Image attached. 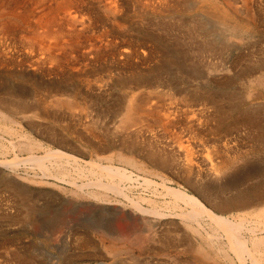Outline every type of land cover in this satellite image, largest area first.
<instances>
[{
    "label": "bare ground",
    "instance_id": "obj_1",
    "mask_svg": "<svg viewBox=\"0 0 264 264\" xmlns=\"http://www.w3.org/2000/svg\"><path fill=\"white\" fill-rule=\"evenodd\" d=\"M0 1H3V2H1L2 4L0 3L1 4L0 9L4 8L5 7L4 5H6L7 6V10H8L7 11V14H9V15L12 16L11 17L12 19H10V20H8L9 18L7 20L5 19L6 21H4V22H2L0 24V30H2V34L4 33V34H7V35L12 36L14 32L18 31V29L20 28L18 22L20 20H22V21L24 20V17H25L24 15L26 13L29 15V17L35 18V22L36 23L39 22V25H41V26H38L37 25L38 26L37 29L34 27L32 29V31L36 32V30L42 29V30H40L42 33L41 34H36V35L32 36V40L30 38H28V39L31 40V43H30L31 47H34L35 46V47L40 48V50L42 51V53L39 52L38 51V48H37L38 53L41 54L40 55V58L43 55L44 56V59H45V60L42 59L43 57L41 59L40 58H37L36 63L37 62H40L41 60L44 63H45V61H48L51 64L54 63V65L52 64L53 66L56 65L57 68L59 67L58 69H56V68L54 69V67L51 66L55 71L59 70L60 68L67 67L68 68V71H74L75 74H77V75H83L85 73V71L89 70L86 66L89 63H91L92 60L99 59L100 56L101 57L104 56V58H106L107 55H106V52L105 51H107V47H110V45H112V44L115 43L114 42V39L112 38L113 36L112 37L110 36V34H111L110 32L114 29V24H115V15H116L115 13H116L117 8H118V4L116 3V0H107V1H104L103 0L104 3L102 2V0H95V4L94 5H93V1L92 0H7V3L4 2V0H0ZM26 1H28L27 2V5L28 4L31 5V6L28 5L29 7L27 6V8L25 7L28 12L25 11L26 12L25 14H24V12H22L23 15L22 14L20 15L19 12L18 13H15L16 10H14V9L17 8L16 6L18 4L20 5L21 2L24 4V2L26 3ZM260 1H259V3H261ZM159 2H160V0H159ZM242 2H243V0H242ZM225 3H228L229 4L228 1L225 2ZM232 3L229 4L228 6L229 7L231 6V8L234 9L232 7ZM249 3H251V1L250 2L248 1V4ZM142 4H143V2H142ZM175 4H177V2ZM175 4H173V5H175ZM254 4H255V2H254ZM178 5H176V6H178ZM184 5H186V4H184ZM156 6L158 8H160V9H164V7L166 8V5L164 3L162 4V2H161V5L159 3ZM156 6H155V8H156ZM204 6H206V5H204ZM21 7H23V6H21ZM254 7L255 6H253V8ZM262 7H264V6H262ZM58 8L61 9V14H58L55 17L54 16H51L48 19H43V20H40L39 21L38 15H39L40 12H41V15H42V12L43 13L44 12H47V13H50L51 12L52 13V10L53 9L56 10V11H59ZM179 8H181V7L179 6ZM224 8H226V7H224ZM248 8H250V7L248 6ZM183 9H185V7ZM169 10L171 11V9H169ZM252 10H249V11H252ZM1 11L3 12V10H1ZM22 11H24V10H22ZM53 12H55V11H53ZM0 14H1V12H0ZM151 14H153V13H151ZM105 15H108V17H109V25L111 26V28H109L108 26H106V23H104V22L101 21V18L103 16H105ZM232 15H234V14H232ZM2 16H3V14H2ZM6 16H8V15H6ZM260 16H262V15H260ZM188 17H190V16H188ZM203 17H205V16H203ZM176 18L178 19V17H176ZM182 18L180 20H182ZM122 19H124V18H122ZM174 19H173V21H174ZM197 19H195V20H197ZM258 19H259V17H258ZM184 21L185 20H183L182 22H184ZM199 21H196V22L198 23ZM252 21L254 22V20H252ZM23 22H25V24H26V18H25V21H23ZM30 22L31 23L33 22L34 23V20H32V19L30 20L29 19V21L27 23L30 24ZM175 22H173V23H175ZM177 22H178V20H177ZM213 22H215L216 25L223 26V27L226 26V23H227L226 20L223 17H220V16H217L216 20L213 21ZM152 23H151V25L149 23V25L152 26L154 24V23L153 24ZM185 23H186V21H185ZM244 23H245V21H244ZM263 23H264V21H263ZM159 24L161 25V23H159ZM192 24L194 25V23H192ZM192 24H188V25L191 26ZM169 25H171V24H169ZM227 25H228V23H227ZM185 26H187V25H185ZM199 26H202V25H199ZM261 26L263 27L264 25H261ZM145 27H147V26H145ZM174 27H175V24H174ZM245 27H247V26H245ZM158 28L156 27V29H158ZM169 28H167V29H169ZM25 29L23 28V30L25 31V35H27L26 32L31 31V29L28 30V31L25 30ZM186 29H185V31L183 33H186ZM194 29L196 30L197 28H194ZM122 30H123V28H122ZM159 30H160V28L158 29V31ZM181 30H183V29H181ZM193 30H191V31L193 32ZM195 30H194V32H195V35L197 36V34H196L197 30L196 31ZM154 32H155V30H154ZM176 32H178V31H176ZM192 32L189 33V34H192V36H193L194 33H192ZM162 33H163V31H162ZM167 33H169V32H167ZM173 33H175V32H173ZM210 34H211V32H210ZM0 35H1V33H0ZM19 35L21 36V33H19ZM22 36H24V34ZM180 36H181V34H180ZM194 36H193V38H195ZM12 37H14V36H12ZM27 37H30V36L28 35ZM4 38H5V35H4L3 39ZM47 38L49 40H46ZM149 38H150V36L148 37V39ZM181 38H182V41H183L184 40L183 39V36ZM7 39L8 38H6V40ZM15 39H17V37ZM20 39H18V40H20ZM186 39H190V38L187 37ZM9 40L10 41H13V40H11V38H9ZM18 40L15 43H17ZM135 40H136V38H135ZM237 40H238V38H237ZM22 41H23V39H22ZM124 41H125V39H124ZM190 41H191V39H190ZM197 41H198V39H197ZM199 41H202V40H199ZM203 41H207V39L206 40H203ZM209 41L210 40H208V42ZM172 42H174V41H172ZM195 42L196 41H194L193 43H195ZM263 42L264 41L262 39V43ZM23 43H25V41H23ZM27 43H29V42H27ZM262 43H259V44H262ZM4 44H5V41H4L3 44L0 43V68L5 66L1 61L3 59L5 60V58H8V57L12 56V55L7 56V50H9V46L7 47ZM11 44H12V42H11ZM20 44L21 43L19 41V44L18 45H20ZM127 44L128 43L124 44V46L125 45L126 46L125 47L122 46L123 48L117 47L118 50H119L118 51V55L120 57V60L121 59L122 60H126V63H127V60H129V59L130 60L133 59L135 61H140L142 59V61H144V59L145 60L146 59L148 60L151 57V51L152 50L149 51L147 49V50L138 51V52L141 53V54H138V52L134 48L127 47ZM174 44H175V42H174ZM200 44H202V43H200ZM206 44H207V42H206ZM27 45H29V44H27ZM27 45L25 47H27ZM142 45H144V44L142 43ZM182 45H184L183 42H182ZM199 45H196V46H199ZM233 45H235V44H233ZM263 45H264V43H263ZM11 46L13 47V45H11ZM132 46H135V45H132ZM180 46H181V43H180ZM201 46H199V48L198 47L197 48L195 47L197 49V51L195 50V53H194V51L192 53H194L197 56H200L201 57L204 54L203 51L206 48V46L205 47H201ZM14 47H15V45H14ZM188 47H191V45L188 46ZM212 47H214V46H212ZM219 47L222 48V46H219ZM249 47H251V46H249ZM27 48H29V47H27ZM185 48L188 49L187 47H185ZM223 48H226V46L223 47ZM223 48H222V50H223ZM22 49H24V48L22 47ZM143 49H146V48H143ZM249 49L250 48H248V50ZM32 50L33 49L31 48V51ZM56 50H59V51H64L65 50V51H64V53L62 52V54H58V52ZM108 50H110V49L108 48ZM191 50H192V48H191ZM259 50H261V49H259ZM18 51H20V49ZM54 51H56V52H54ZM8 52H10V51H8ZM20 52H23V51H20ZM27 52H29V50H27ZM212 52H210V54ZM223 52H224V50H223ZM38 53H36V54H38ZM113 53L116 54L117 52H113ZM162 53H163V56H164L165 61H166L167 64H171L178 71H182V72L185 71V70L183 71V69H184V62H181L180 60H178L177 57L174 54H170V53L168 54V53H166V49H165V51L162 50ZM248 53H249V51H248ZM36 54H34V55H36ZM253 54H255V53H253ZM31 55H32V53H31ZM215 55L216 54H214L212 56H215ZM220 55L221 54H219V57H215L214 62L212 61L213 63H209V61L212 60V59H210L208 62L206 61L207 62L206 64L204 63L205 66L201 69V76L200 77L197 76V75H192V76H194L195 78H198V79H201V78L204 79L205 78L206 81L209 83V81L212 80V79L209 78V76H217V75L220 76L221 74L228 73V72L232 71L233 68H232V70H230L228 68L230 66H226V64H227L226 63V60L224 58H221ZM241 55H242V52H241ZM108 56H110V54H108ZM228 56H229V54H228ZM25 58H27V57H25ZM157 58H158V56H157ZM209 58H210V56H209ZM11 59H13V57H11ZM154 59H155V57H154ZM231 59H233V58H231ZM245 59H247V58H245ZM19 60H21V59H19ZM19 60H17V61H19ZM28 60H30V58H28ZM106 60H107V58H106ZM155 60H157V59H155ZM200 60H202V59H200ZM96 61H97V65H99L98 64V60H96ZM149 61H151V60H149ZM251 61H253V60H251ZM31 62H32V60H31ZM48 62H46V63H48ZM67 62H68V65H67ZM106 62H108V61H106ZM159 62H161V61H159ZM200 62L201 61H199V63ZM242 62H243V60H242ZM12 63H13V61H12ZM12 63L9 62L10 65ZM246 63H247V61H246ZM7 64H8V62H7ZM82 64H84V66ZM238 64L239 63H237V65ZM261 64L260 63H258L257 65L254 64V66H252V67L249 66V64L248 65L246 64L247 66H249L248 69L247 70L242 69L239 73L238 72H234L233 75H232V78H235V77H237L240 74H243V75L249 77V79L247 80V82L249 84H254L255 83L257 85H262L264 83V72H262L259 76H257L258 74L255 75L256 78H254V80L250 79L251 77L253 78V75L256 73L257 69L258 68L260 69ZM21 65H23V64H19V67ZM34 65H32V66H34ZM100 65H101V63H100ZM133 65H134V63H133ZM136 65H137V63H136ZM153 65H154V62H153ZM234 65H236V64H234ZM40 66H41V63H40ZM163 66H164V64H163ZM163 66H161V67H163ZM5 67H7V66H5ZM51 67H49V69ZM84 67H86L87 69L84 68ZM94 67H96V66H94ZM111 67H113V66H110V69H111ZM128 67H126V68H128ZM20 68H18V69H20ZM33 68H35V67H33ZM33 68L31 67V70ZM41 68L43 69V66H41ZM52 68H51V70H53ZM139 68L140 67H138V69ZM261 68H263V67H261ZM22 69H23V67H22ZM27 69H28V67H27ZM95 69H97V68H95ZM113 69H114V67H113ZM234 69H237V68H234ZM65 70H66V68H65ZM98 70H99V68H98ZM134 70H132V71H134ZM165 70H166V68H165ZM43 71H42V73H43ZM46 71H49L48 68L46 69ZM60 71L62 72L63 70H59V72ZM26 72H28V71H26ZM57 72H55V74ZM59 72L57 74H59ZM95 72H96V70H95ZM128 72H130V71H128ZM128 72H127V74H128ZM145 72H146V70H145ZM34 73H36V72H34ZM159 73H160V71H158V73H156V74L154 73V75H151V78H149L147 76V79L146 80H145V77H144L145 74H144L143 76H140L136 80L137 82L135 84V87L131 88L130 94L126 98H123V99L120 100L121 102L123 101L122 102L123 105L120 104L121 107H122V109H123L122 110L123 113H122V115H120L121 117L119 116L120 117L119 120H117V121H115L113 123L114 130H115V131L114 130L113 131H114V134L117 135L116 136L117 142L115 140H108V141L105 140L104 141L105 142L104 143V146L102 144V146H103L102 149L101 148L100 149H95V151L101 150V151L104 152V151H108L107 149L118 148L119 152L117 153V157H116L117 160L119 162L122 161V162L126 163L129 167H131V169L133 171H126V169L119 168L120 166L119 167L113 166L112 165L113 159L111 157H104V156L101 157V156H99L100 154L99 155L94 154V157H95L94 160H91L89 162L88 161L87 162H84V164H87L88 166H90V168H88L87 170H85L86 168L83 169L80 165H78V162L82 161V159L78 158L77 156L69 155L65 151H62L61 149L59 150V149H51L50 148V149L45 150L44 154L43 155H40V156L34 154V152L32 151L33 143H30V142H28L27 144H25L21 148V151H25L26 152V154H27V156L25 155L26 157H24V156L23 157H19L18 156L19 153L17 155H14L13 156V154H14L13 153L12 154L13 158H11L10 160H7V158H8L7 157L5 160L0 161V164L1 165H4L5 167H7L9 169H13L14 168L13 170H15V167H17L19 165H24L25 166L28 163V165H30V166L37 167L42 172V175L43 176L49 175L50 178L52 177L55 180L58 179V181L61 180L62 182L65 181V183H67V182H66V179H64L63 176L65 175V172L68 171V170L65 171V169H66L65 166H71V172L73 171L75 173V175H74V177L69 176L70 179H68L67 181H68V184L69 185H72V186H74L76 188L75 189L76 191H74V192H71L70 191L73 195L84 194L85 196L92 197L95 200L101 201L102 203L104 201H107L108 203H111V202H109V199L110 198H109L107 192L113 193L114 195L117 196V198H119V197L120 198H124V200L127 201L128 205L133 210H135V212L138 214V218L137 219H134L133 221H136L137 220L139 226L137 225L138 228H136V229L134 228L135 230L133 231L132 235H130L131 236L130 239H129V237H124V235L123 236H120L119 234H117V232H115V230L112 229V227L109 226L110 229H108L107 231H105L106 232L105 234L107 235V236L106 235L105 236H106V238L109 241L107 243L108 245L106 244L107 245L106 248H108L109 250H111V253H113L114 255H119V254H122V253H125L126 252V254L127 253L131 254L133 259L136 258V255L134 254V252L135 251H137V252L139 251V253H140V252H142L144 250V248L147 249L149 247V244L151 242L155 241V238L159 235V233H158L159 231L158 230L161 229V228H163L165 226L167 230H166V233L163 234V235L165 237L166 236L169 237L171 240H174V243H170V241H169L168 242V245L170 244L171 245L170 248H172L173 251H174V256L176 258L175 260H177V259L180 260L179 257L182 256V255H185V256L186 255H190V256L194 257L196 260H202V261H204V260H214L215 257H225L230 262V264H264V174H262L263 173V169L260 170V171L257 169L255 171L256 173L255 172L252 173V169H254V168L252 167V164H249L248 163V161L247 162H244L243 161L244 164H242L240 166L241 168L240 167H237L235 165L236 163H238L240 161L238 159H240L241 157L244 156V154H246V151H242L239 148V144H241L240 143L241 141H239V143H238V139H240L237 136L238 135V132H237L236 136L235 135H232L230 132H227V131L222 136L221 135L220 136L216 135V133L217 132L219 133V130L224 127V125H225L224 123H225V121L229 117V114H228L229 113V110L230 111H233L235 109H238L240 107V105L241 106L243 105V107H244L245 106L244 105L245 102H247L246 100H249L250 101V97H253V96H255V97L258 98L259 97V94H261V93H259L258 95H254L253 94L254 92L253 93H248L247 95L245 94L246 95L245 97H241L240 96L241 97L240 98L238 96L237 97L234 96V94L233 95L224 96L225 95V92L224 91H220V90L214 89V90H207V91L203 92L202 94H200V96L202 95V99L204 100L203 102L199 101L201 103H198V101H196L193 104L191 102L189 103L188 100L186 101V100H183V99L176 101V100H174V98L172 96V94H173L172 93L173 92L172 91L173 90L172 84L169 83V81L168 82L166 81V83H165L162 80L163 78L160 77V74ZM72 74H73V72H72ZM75 74H74V76H75ZM186 74H187V72H186ZM10 75L12 76V74H10ZM60 75H62V74H60ZM67 75H69V74H67ZM121 75H123V74H121ZM34 76H35V74H34ZM46 76H47V73H46ZM50 76L51 75H49L46 78L48 79ZM104 76H106V75H104ZM125 76H127V75H125ZM176 76H178V75H176ZM30 77H33V76H30ZM107 77L110 78L111 76L108 74ZM52 78L53 77H51V81H52ZM100 78L101 77H99V78L95 77L94 82H91V81L88 82V83L85 82L86 84H82V85H85L84 87L82 86L83 89L80 87L81 89L79 91H77L76 93L74 92V91H76V89L74 91H72L70 89L71 92L69 91V89L66 90V92H65L64 91L65 89H64L62 91V93H63L62 95L64 97L63 98H60V99H58V98H55L54 99L53 98L54 96L51 97L54 100L52 99L53 102H51L50 105L54 109H57L58 111L59 110L64 111L62 108L66 109L68 112H71L72 113V117L73 118L74 117H78V115H76V113L86 112L90 106L92 107V105H95V104L98 103L97 102L95 104H92L93 103L92 101L90 103L89 102L90 100L88 101V99H89L88 98L89 97L88 95L89 94H95V95H102L103 94L104 95L105 88H104V85L101 82L102 81V78L101 79ZM22 79H23V77H22ZM165 79H167V78H165ZM168 79H169V77H168ZM89 80H90V78H89ZM125 80L127 81V79H125ZM229 80L230 79H228L226 81H229ZM212 81L214 82V80H212ZM218 81H219V79H218ZM218 81H217V83H218ZM21 82H23V81H21ZM106 83H108V82H106ZM106 83L104 82L105 85H106ZM66 84H68V83H66ZM74 84H76V82ZM200 84H202V83H200ZM184 85H186V84H184ZM195 85H197V84H195ZM114 86H115V84H114ZM71 87H72V85H71ZM62 88H63V86H62ZM203 88H205V86ZM212 89H213V87H212ZM237 89H239V88H237ZM7 90L8 89L5 88V87H3V86H1V88H0V119H2L4 121V123L0 126V128L1 127L2 128L4 127L5 130H8L9 132H11V130L12 131L14 130V129L11 128V125H14L15 124V125L20 126V123L17 122L15 120V118L17 119V118L20 117L21 119L25 120V119H28L29 118V115L38 116L39 115V111H40L39 105L41 103H39L40 100H35L33 98V97H35V93H32V96H31L30 94L23 93V91L22 92L21 91H18L15 88H11L8 91ZM50 92H51V90H50ZM108 92H106V93H108ZM256 92H258V91H256ZM217 93L220 96H218ZM36 94H37V92H36ZM222 94H223V98L221 97ZM251 94H253V95H251ZM112 95H113V93H112ZM43 97H47V96H44L43 95ZM220 97H221V100L223 99V100H226V102H229V104H230L229 106L231 108H226V110L223 111L222 110L223 109L222 106L220 107L219 104H218V102L220 100ZM118 99H120V98H118ZM187 99H189V97H187ZM91 100H93V99L91 98ZM251 100H253V98ZM98 101H99V97H98ZM79 106L81 107V109H80ZM102 106H103V108L102 107H97L96 105H95V107L94 106L92 108L90 107V110H88V111H90L89 114H92L93 111H94V113H95L94 115H96V117H98V118H100V117L103 118L106 115L109 116V114L114 115V116H111L110 115L111 116V117L109 116L110 118H115V116H117L118 113L121 114L120 112L115 113V109H116L115 106L116 105L115 106L112 105L115 108L114 107H111L110 104H103ZM118 108L119 107L117 106V109ZM263 109H264L263 102L261 104H259V102L257 104L248 103L247 106H246V108H245V110L240 114V119L238 118V120H236V123L237 124H241V127L243 125H245L244 127H246V130L249 129L248 132L245 133V134H248V137L250 138V140L253 141V146H251V149H253V150L255 149L254 145L256 146V143H262V144H264V120L263 119L261 120L259 118L260 117L259 116L260 111H262ZM57 110H56V112H57ZM210 111H212V112H210ZM52 112H54V110ZM261 114L263 115V113H261ZM65 115L68 116L69 114H66L65 113ZM82 115L84 116V114H82ZM69 116H71V115H69ZM89 116H92V115H89ZM72 117H70V118H72ZM79 117H81V116H79ZM37 118H39V117H37ZM92 118H95V117L92 116L91 119L88 118L89 119V122L87 121L88 126H86V127L92 128L94 126V124H97L98 121L99 122L101 121V120L96 121L95 120L96 118L95 119H92ZM76 119H78V118H76ZM116 119H117V117H116ZM76 121H78V120H76ZM77 123L79 124V122H77ZM101 123H104V122H100V124ZM66 124H68V122ZM100 124H98V125H100ZM81 125L82 124H80V126ZM102 125H104V124H102ZM226 125H228V124H226ZM70 127H71V125H70ZM77 128L79 129V127H77ZM107 128H109V127H107ZM111 128L113 129V127H111ZM9 129H11V130H9ZM99 129H100V127H99ZM230 129H231V127H230ZM82 130H83V128H82ZM97 130H98V128H97ZM228 131H230V130H228ZM44 133H46V132H44ZM92 133H94V132H92ZM86 136H88V135L86 134ZM86 136H85V138H86ZM241 136H243V135H241ZM49 137L52 139V141L56 145L62 146V145H60V143L63 141V138L62 137L59 138L57 133L56 134L53 133L52 136H49ZM94 137H96V136H94ZM244 137H243V139H244ZM248 137H247V139H248ZM0 138H2V136ZM97 140L99 141V139H97ZM8 142H10V141H8ZM63 143H64V141H63ZM17 144L18 143H16V145ZM97 144H99V143H97ZM89 146H92V145H89ZM199 146L203 147V149L207 152V154L205 153V156L202 155L203 154L202 152H201L202 154L200 155L199 154L200 151H198V150H197L198 151V154L196 153V155H194L195 152H197V151L194 152V149H197ZM13 147L14 146H12V151L15 149ZM99 147H100V145H99ZM17 148H18V146H17ZM249 150H248V152H249ZM181 152H183V153H181ZM2 157H3V155H2ZM181 157H182V159H181ZM177 160H178V163L175 164L174 161H177ZM103 161H106L105 162L106 164H104ZM118 161H117V163H118ZM47 163H49L51 167L50 166L47 167V165H46ZM174 165L177 167L176 170L178 171L177 173L179 175H182V176L186 177L187 180H189L188 178H190V177H192V179L194 178V180H196V183L195 184H196V186L197 185L199 186V189L201 190L200 193L205 197L207 203H209L210 208L207 205H205V203H203L197 196L188 193L183 188H181V187H177V188L176 187H172V185L170 186L167 183H165L164 176L162 175L161 172L164 171L165 169H166V172L172 171L173 170L172 168L175 167ZM256 168H258V167L256 166ZM51 170H54L55 172H52ZM55 173H56V175H55ZM43 176H42V178H43ZM49 176H46V177H49ZM89 176H91L92 178H90ZM241 176L248 177V178L250 176H252L254 178H258V180H260V181H256L255 180L256 181V184L252 185L248 189L243 187L242 190H239L238 191V189L239 188L241 189V187H242V186L239 187V185H241V184L238 183L242 179ZM19 178H20V176H19ZM76 178H78V179L79 178L80 179L81 178L82 179L83 178H85V179L87 178V180H85V182H81L80 181L81 183L78 184L77 181H76ZM154 179H158V180H160V182H157L158 180L156 181ZM247 180H250V179H247ZM247 182H249V181H247ZM245 183H246V180H245ZM237 184H239L238 185V187H239L238 189H237ZM248 184H246V185H248ZM51 185H53V184H51ZM136 185L139 186V187H142L143 189L145 188L146 190H151V193H152L151 195H154L155 196V195L158 194L157 196L160 195L161 197H165L166 202L165 201L163 202L164 203L163 204L164 207H161L162 205H160L158 203V201L156 200L157 198L154 197V196H152V198H145L144 195H143L145 192L142 194L143 196L139 193L140 195H137L139 197H137V198L133 197V191H134ZM94 188L103 191V193L96 194L92 190ZM69 189L71 190V188H69ZM158 189H160V191H158ZM196 191L197 190H195V192ZM66 192L67 191L65 190L64 193H66ZM149 194H150V192H149ZM84 195H83V197L85 199V196ZM21 196H22V194H21ZM116 196H115V198H116ZM29 200H28V202H29ZM31 201H32V198H31ZM141 201L148 202L150 206L148 208L143 207L142 204H141ZM116 202H118V201L116 200ZM113 203H115V202H113ZM30 205H28V206H30ZM111 205H112V203H111ZM33 206L34 205H32V207ZM117 206H119V205H117ZM252 206L255 209H253L252 211L249 212L250 213L249 216H246V214H245L246 217L245 216H242V215H237V214L236 215H233V216L218 215L214 211V210H217V211L223 213V212L228 211V210L245 209V208H251ZM25 207H26V205H25ZM236 212H237V210H236ZM20 213H21V211H20ZM128 213H130V212H128ZM113 214H115V213H113ZM230 215H232V214L230 213ZM32 216H33V212H32V209H30V207H29V208H27L25 210L24 217L27 218V219H30V218H32ZM127 216H128V218L131 217V215H128V214H127ZM135 217H137V216H135ZM61 219H62V217H61ZM31 221L33 222V220H31ZM52 223H54V222H52ZM50 225L52 227L53 224L50 223ZM134 227H136V226H134ZM164 231H165V229H164ZM49 235L50 234H48V236ZM102 235H101V239H102ZM46 236H47V233H46ZM159 236H162V234H160ZM169 238H167V240ZM62 239H63V237H62ZM163 241H164V243L166 245V242L167 241H165V239ZM159 242H157V243H159ZM164 243H163V245H164ZM153 246L154 245H152V247ZM184 246H186V247L183 249ZM106 248H105V250H107ZM158 248H163V247H160L159 246L156 249H158ZM163 249H166V248H163ZM169 250H171V249H169ZM29 254H31V253H29ZM16 255L18 256L19 254H16ZM137 255H138V253H137ZM168 259L171 260V258H169V257H168ZM22 260H25V259H22ZM31 260L32 259H30L29 261H31ZM20 261H21V258H20ZM25 261H23V262H25ZM140 261L144 262L143 260H140ZM13 264H14V262H13ZM134 264H138V262H137L136 259L134 260ZM197 264H199V263H197Z\"/></svg>",
    "mask_w": 264,
    "mask_h": 264
},
{
    "label": "rangeland",
    "instance_id": "obj_2",
    "mask_svg": "<svg viewBox=\"0 0 264 264\" xmlns=\"http://www.w3.org/2000/svg\"><path fill=\"white\" fill-rule=\"evenodd\" d=\"M92 1H93V5H94L95 4V0H92ZM104 1H107V0H104ZM104 1L102 0L103 3H104ZM224 1L225 2L228 1L229 4H231L233 2L232 3V7L234 9H232L231 6L229 7L228 6L229 4L225 3ZM246 1L247 0H243V2H242V0H232V1L231 0H182V1L181 0H173V1L172 0H160V2H159V0H116V3L118 4V8H117V11L115 13L116 15H115L114 29L110 32L111 34L109 33L111 37L113 36L112 38L114 39L115 43L110 45V47H107V51H105L106 55H107L106 56L107 60H106V58H104V56H102V57L100 56L99 59L92 60V62L89 63L90 65L88 64L86 66L89 70L85 71V73L83 75H77V74H75L74 71H68L67 67H65L66 70H65V68H60L59 70H63L62 72L61 71L59 72V70H57L59 72V74H57L58 72L55 71L54 69L55 68L58 69L59 67L57 68L56 65L53 66L54 63H52L53 64L52 65L48 61H45V63H44L42 60L40 62L36 63L37 58H40V55H41L40 53H38V51L41 52V53H42V51L38 47H35V46L31 47L30 43H31V40H32V36H34L36 34H41L42 32L40 30H42V29L36 30V32L32 31V29L34 27L37 29V27L41 26V25H39V22H37V23L35 22V18L29 17V15L25 12V11H27L26 8L29 5V4L27 5L28 1H26V3L24 2V4L21 2L20 5L22 4L21 6H23V7H21L18 4L16 6L17 8L14 9V10H16L15 13L19 12L20 15L21 14L23 15L22 12H24V14L26 13L24 15L25 17H24V20H23V21H25V18H26V24L22 20H20L18 22L20 28L18 29V31L14 32L16 35L14 33L12 35L15 38L17 37V39H15L14 37H12L10 35L4 34V33L2 34V30H0V33H1L0 38L2 37L1 38L2 40L0 39V43L3 44L4 41H5L4 45H6L7 47L9 46V50H7V56L12 55V56H10L8 58H5V60L3 59L1 61L7 67L4 66V67L0 68V74H1L0 75V88H1V86L7 88L8 90L11 89V88H15L18 91H21V92L23 91V93L30 94L31 96H32V93H35V97H33V98L35 100H40L39 103H41V104L43 103V104L39 105L40 111H39V115L38 116H32V115L28 114L29 118L25 119V120L21 119L20 117L17 118V119L15 118V120L20 123V126L15 125V124L11 125V128L14 129L13 131L11 129H9V130H11V132H9L8 130H5L4 127L3 128L1 127L2 129L0 128L1 129L0 130V137L2 136V138H0V159H1L0 161L5 160L7 157H8L7 160H10L11 158H13L14 155H17L18 153H19V155H18L19 157H23V156L26 157L27 156L26 152L25 151H21V148H22V146H24L25 144L30 142V143H33L32 151L34 152V154L40 156V155H43L45 150H47V149H50V148L51 149H59V150L61 149L62 151H65L69 155L77 156L78 158L82 159V161L78 162V165H80L83 169L86 168L85 170L90 168V166H88L87 164H84V162H87V161L89 162L91 160H94L95 159L94 154H97V155L100 154L99 156H101V157H103V156L104 157H111L113 159V161H112V165L113 166H116V167L120 166L119 168L126 169V171H133L131 169V167H129L126 163H124L122 161L119 162L117 160L116 157H117V153L119 152L118 148L107 149L108 151H104V152L101 151V150L95 151V149H100V148L102 149L103 146H104V143H105L104 141L105 140L106 141L115 140L117 142V138H116L117 135L114 134L115 130H114L113 123L115 121L119 120V118L121 117L120 115H122V113H123V111H122L123 109L121 107V105H123V103H122L123 101L121 102L120 100L123 99V98H126L130 94L131 88L135 87V84L137 82L136 80L140 76H143L144 74H145L144 77H145V80H146L147 76L149 78H151V75H154V73L156 74V73H158V71H160L159 74H160V77L163 78L162 80L165 83H166V81L167 82L169 81V83L172 84V88H173L172 96H173L174 100H176V101L183 99V100H186V101L188 100L189 103L191 102L193 104L196 101H198V103H201L204 100L202 99V95L200 96V94H202L203 92H205L207 90H214V89L220 90V91H224L225 92L224 96H228V95H233L234 94V96H236V97L237 96L238 97H240V96L241 97H245L248 93H253L254 92L253 93L254 95H258L259 93H261V94H259L258 98L255 97V96L250 97V101L251 102L249 100H246L247 102H245V104H244L245 106L244 107H243V105L242 106L240 105V107L238 109H235L233 111L229 110V113H228L229 117L225 121L224 127L221 128L219 130V133L217 132L216 135H218V136L221 135L222 136L227 131V132H230L232 135L236 136V134L238 132L237 136H238V138L241 139V140L238 139V143H239V141H241L240 142L241 144H239V148L242 151H246V154H244L243 157L238 159L240 161L238 163H236L235 165L237 167H240L242 164H244L243 161L244 162L248 161V163L252 164V167L254 168V169H252V173H254L257 169L259 171L263 169V173L262 174H264V165H263L264 164V144L256 143V146L254 145L255 149L254 150L251 149V146H253V141L250 140V138L248 137V134H245V133L248 132L249 129L246 130V127H244L245 125H243L241 127V124H237L236 123V120H238V118L240 119V114L245 110V108H246L248 103L257 104L259 102V104H261L263 102V104H264V83L262 85H257L255 83L254 84H249L247 82L249 77L245 76L243 74H240V75H238L235 78H232V75H233L234 72H238L239 73L242 69L247 70L249 66L252 67V66H254V64L257 65L258 63H260V64L262 63L261 66H260V69L258 68L259 70L257 69L256 73L253 75V78L251 77L250 79L254 80V78H256L255 75L258 74L257 76H259L262 72H264V70H263L264 69V58H263L264 57V52H263L264 51V49H263L264 48V45H263L264 42L262 43V39L264 41V36H263L264 35V29H263L264 26L263 27L261 26V25H264V23H263V21H264V7H262V6H264V3H263L264 0H261V1L260 0H248L249 2L251 1V3H249V4H248V1L247 2ZM259 1L262 4L259 3ZM1 2H3V1H0V3ZM4 2L7 3V0H4ZM142 2H143V4H142ZM161 2H162V4L164 3L166 5V8L164 7L165 10L164 9H160V8H158L156 6L159 3L161 5ZM176 2H177V4H175ZM178 2L179 3L181 2V3L179 4ZM254 2H255V4H254ZM1 4H0V6H1ZM173 4H175V5H173ZM184 4H186V5H184ZM176 5H178V6H176ZM204 5H206V6H204ZM4 6L6 7V8L4 7L6 10L4 8L0 9V12H1V14H0V24L2 22L6 21L8 18H9L8 20L12 19L11 18L12 16L7 14V11H8L7 10V6L6 5H4ZM29 6H31V5H29ZM155 6H156V8H155ZM179 6L181 8H179ZM183 6L185 7L186 10L183 9L184 8ZM248 6L250 8H248ZM253 6H255V7L253 8ZM224 7H226V8H224ZM169 9H171V11ZM1 10H3V12ZM22 10H24V11H22ZM58 10L59 11H56V10L53 9L52 13L51 12L50 13L44 12L45 14L47 13L46 15L43 12H42V15H41V12H40L39 15H38L39 21L43 20V19H48L51 16L55 17L56 15L61 14V9L58 8ZM249 10H252V11H249ZM53 11H55V12H53ZM151 13H153V14H151ZM2 14H3V16H2ZM232 14H234V15H232ZM6 15H8V16H6ZM260 15H262V16H260ZM188 16H190V17H188ZM203 16H205V17H203ZM217 16L223 17L226 20V22L228 23V25H227V23H226V26H224V27L216 25V23L213 22V21L216 20ZM176 17H178V19ZM258 17H259V19H258ZM122 18H124V19H122ZM181 18H182V20H180ZM29 19L30 20L31 19L34 20V23L30 22L31 25L29 23H27L29 21ZM173 19H174V21H173ZM195 19H197V20H195ZM177 20H178V22H177ZM183 20H185L186 23H185V21L182 22ZM252 20H254V22ZM101 21L106 23V26L111 28V26L109 25V17H108V15L103 16L101 18ZM196 21H199V22L197 23ZM244 21H245V23H244ZM158 22L161 23L162 26ZM173 22H175V23H173ZM149 23H150V25H151V23L153 25L150 26ZM192 23H194V25ZM169 24H171V25H169ZM174 24H175V27H174ZM188 24H192V25L190 26ZM144 25L147 26V27H145ZM185 25H187V26H185ZM199 25H202V26H199ZM245 26H247V27H245ZM156 27L157 28L159 27L161 31L160 30L158 31L159 28L156 29ZM193 27L197 28L196 29L197 30V32H196L197 36L195 35V32H194L195 29ZM23 28L24 29L26 28L25 30H27V31L31 29V31L26 32L27 35H25V31L23 30ZM122 28H123V30H122ZM167 28H169L170 30L167 29ZM180 28L183 29V30H181ZM185 29H186V33H183L185 31ZM154 30H155V32H154ZM191 30H193V32ZM37 31L38 32L40 31V32L38 33ZM162 31H163V33H162ZM176 31H178V32H176ZM167 32H169V33H167ZM173 32H175V33H173ZM191 32L194 33L193 36L195 35L194 36L195 38H193L192 34H189ZM210 32H211V34H210ZM19 33H21V36L24 34V36L21 37L19 35ZM180 34H181V36H180ZM4 35H5V38H4L5 40L3 39ZM28 35L30 37H27ZM149 36H150V38L148 39ZM182 36H183V39H184L183 41H182V38H181ZM187 37L190 38L191 41H190V39H186ZM6 38H8L7 39L8 41L6 40ZM9 38H11V40H13V41H10ZM28 38H30L31 40L28 39ZM135 38H136V40H135ZM237 38H238V40H237ZM18 39H20V40H18ZM22 39H23V41H25V43H23ZM124 39H125V41H124ZM197 39H198V41H197ZM206 39H207V41H203V40H206ZM17 40H18L17 43L19 44V41H20V43L22 45L21 44L18 45L17 43H15ZM46 40H49V39L47 38ZM199 40H202L203 42L199 41ZM208 40H210V41L208 42ZM172 41H174L175 44ZM181 41L183 42L184 45H182ZM194 41H196L197 43L196 42L193 43ZM11 42H12V44H11ZM27 42H29V43H27ZM179 42L181 43V46H180ZM206 42H207V44H206ZM26 43L29 44V45H27ZM123 43L124 44L128 43L127 47L134 48L137 52L138 51H142V50H147V49L149 51L152 50L151 51V57L148 60L144 59V61H142V59L140 61H135L133 59H131V60L129 59V60H127V63H126V60H122V59L120 60V57L118 55V51L119 50H118L117 47H119V48L125 47L126 45L124 46ZM142 43L144 45H142ZM200 43H202V44H200ZM259 43H262V44H259ZM233 44H235V45H233ZM11 45H13V47ZM14 45H15V47H14ZM26 45L29 48L25 47ZM132 45H135V46H132ZM190 45H191V47H188ZM196 45H199V46L202 45L201 47H205L206 46V48H207V49L205 48V50L203 51L204 54L201 57L197 56L196 54H194L195 50L197 51L196 48L197 47L199 48V46H196ZM218 45L222 46V48L226 46V48H223L224 52H223L222 48L219 47ZM212 46H214L215 48L212 47ZM249 46H251L252 48L249 47ZM22 47L24 49H22ZM185 47H187L188 49H186ZM31 48L33 49L32 51H31ZM37 48H38V51H37ZM108 48L110 50H108ZM143 48H146V49H143ZM191 48H192V50H191ZM248 48H250V49L248 50ZM19 49H20V51H23V52L18 51ZM165 49H166V53L174 54L177 57L178 60H180L181 62H184L183 71L185 70L184 71L185 73L182 72V71H178L174 66H172L171 64H167L166 63L165 58H164L163 53H162V50L165 51ZM259 49H261V50H259ZM27 50H29L30 53L27 52ZM8 51H10V52H8ZM56 51L58 52V54H62V52L64 53L65 50L64 51L56 50ZM56 51H54V52H56ZM193 51H194V53H192ZM248 51H249V53H248ZM113 52H117V53L115 54ZM210 52H212V53L210 54ZM241 52H242V55H241ZM252 52L255 53V54H253ZM31 53H32V55H31ZM36 53H38V54H36ZM34 54H36V55H34ZM108 54H110V56H108ZM111 54L112 55L114 54V55L112 56ZM138 54H141V53L138 52ZM214 54H216L217 56L216 55L212 56ZM219 54H221L220 55L221 58H224L226 60V63H227L226 66H230V67H228L230 70H232V68H233L232 71H230L228 73L221 74L220 76L219 75H217V76H209L210 79L214 80V82L211 80V81H209V83L206 81L205 78L204 79H202V78L198 79V78H195L194 76H192V75H197V76L200 77L201 76V69L205 66V64L210 59H212V60H210L209 63H213L214 60H215V57H219ZM228 54H229V56H228ZM153 56L157 60H155ZM157 56H158V58H157ZM209 56H210V58H209ZM11 57H13L14 60L11 59ZM25 57H27V58H25ZM244 57L247 58L248 60L245 59ZM28 58H30V60H28ZM41 58L44 59V56L42 55ZM199 58L202 59V60H200ZM231 58H233V59H231ZM19 59H21V60H19ZM17 60H19V61H17ZM31 60H32V62H31ZM96 60H98V64L99 65L101 63V65H100L101 67L99 65H97V61ZM149 60H151V61H149ZM242 60H243V62H242ZM251 60H253V61H251ZM12 61H13V63H12ZM106 61H108V62H106ZM159 61H161V62H159ZM199 61H201L200 62L201 64L199 63ZM246 61H247V63H246ZM7 62H8V64H7ZM9 62H11L12 64L10 65ZM46 62H48V63H46ZM153 62H154V65H153ZM40 63H41V66H43V69L41 68ZM133 63H134V65H133ZM136 63H137V65H136ZM237 63H239V64L237 65ZM19 64H23V65L20 66L21 68L19 67ZM43 64L44 65L46 64L45 65L46 67ZM163 64H164V66H163ZM234 64H236V65H234ZM246 64L247 65L249 64V66H247ZM32 65H34V66H32ZM67 65H68V62H67ZM82 65L84 66V64H82ZM26 66L28 67V69H27ZM51 66H53L54 69ZM94 66H96V67H94ZM110 66H113L114 69H113V67H111V69H110ZM161 66H163V67H161ZM22 67H23L24 70L22 69ZM31 67L32 68L35 67V68H33L31 70ZM49 67H51L53 70H51V68L49 69ZM86 67H84V68H86ZM126 67H128V68H126ZM138 67H140V68L142 67V68L138 69ZM261 67H263V68H261ZM18 68H20L21 70L18 69ZM47 68H48L49 71H46ZM95 68H97V69H95ZM98 68H99V70H98ZM165 68H166V70H165ZM234 68H237L238 70L239 69L240 70L238 71L237 69H234ZM95 70H96V72H95ZM132 70H134V71H132ZM145 70H146V72H145ZM26 71H28V72H26ZM42 71H43V73H42ZM128 71H130V72H128ZM34 72H36V73H34ZM55 72H57L56 74L60 78L55 74ZM72 72H73V74H72ZM127 72H128V74H127ZM186 72H187V74L188 73L189 74L187 75ZM46 73H47V76H46ZM10 74H12V76ZM34 74H35V76H34ZM60 74H62V75H60ZM67 74H69V75H67ZM74 74H75V76H74ZM103 74L106 75V76H104ZM108 74L111 76L110 78L107 77ZM121 74H123V75H121ZM49 75H51V76L47 79L46 77H48ZM125 75H127V76H125ZM176 75H178V76H176ZM30 76H33V77H30ZM163 76L165 78H167V79H165ZM22 77H23V79H22ZM51 77H53L52 81H51ZM95 77H97V78L101 77L102 78L101 82H102V84L104 85V88H105L104 95L103 94L102 95L89 94L88 95L89 99L88 98L87 99H88V101L90 100L89 101L90 103L92 101L93 102L92 104H95V103L98 102L97 104H95L97 107H102L103 108V106H102L103 104H110L111 107H114L116 105L115 106L116 107L115 113L120 112L121 114L118 113L117 116H115V118H110L111 116H114V115H111L109 113H108L109 116L111 115L110 117L106 115L105 117L102 116L103 118L96 117V115H94L95 114L94 111H93L92 114H89L90 111H88V110H90V107H91L89 105L90 107L88 108V110L86 112L76 113V115H78V117H74L75 118L74 119L72 117V113L68 112L66 109L62 108L64 111H61V110L58 111L57 109H54L50 105L51 102H53V100L55 98L60 99V98L64 97L62 95L63 94L62 91L64 89H65L64 90L65 92L68 89H69L70 92H71V90L74 91L76 89V91H74L76 93L81 88L83 89V87L85 85H82V84H86V83H88L90 81L94 82ZM168 77H169V79H168ZM89 78H90V80H89ZM125 79H127V81ZM218 79H219V81H218ZM225 79L226 80L230 79V80L226 81ZM21 81H23V82H21ZM217 81H218V83H217ZM75 82H76V84H74ZM104 82L105 83L108 82L109 84L106 83V85H105ZM66 83H68V84H66ZM200 83H202V84H200ZM114 84H115V86H114ZM184 84H186V85H184ZM195 84H197V85H195ZM71 85H72V87H71ZM62 86H63V88H62ZM204 86H205V88H203ZM212 87H213V89H212ZM237 88H239V89H237ZM50 90H51V92H50ZM256 91H258V92H256ZM36 92H37V94H36ZM106 92H108V93H106ZM112 93H113V95H112ZM253 94H251V95H253ZM43 95L47 96V97H43ZM112 96L114 98L115 97L116 98L114 99ZM218 96H220V95L218 94ZM51 97H53L54 99L51 98ZM98 97H99V101H98ZM187 97H189V99H187ZM221 97L223 98V94L221 95ZM221 97H220V100H219L218 104H219L220 107L222 106V108H223L222 110L225 111L226 108H231L229 106L230 105L229 102H226V100H223V99H222L223 100L222 101ZM91 98L93 100H91ZM118 98H120V99H118ZM252 98H253V100H251ZM199 101H201V102H199ZM95 105H92V107L93 106L95 107ZM112 105H114V106H112ZM117 106L119 107L118 109H117ZM80 109H81V107H80ZM53 110H54V112H52ZM56 110H57V112H56ZM210 112H212V111H210ZM65 113L69 114L71 116H69V115L67 116V115H65ZM261 113H263V115ZM82 114H84V116ZM88 114L92 115V116H94L96 118V119L95 118H92V119H95L96 121L101 120L100 122H104V123L100 124V122L98 121L97 124H94V126L92 128L86 127V126H88L87 121L89 122V119H91V117H92V116H89ZM79 116H81V117H79ZM259 116H260L259 118L261 120L262 119L264 120V117H263L264 116V109L262 111H260ZM37 117H39V118H37ZM70 117H72V118H70ZM116 117H117V119H116ZM76 118H78V119H76ZM76 120H78V121H76ZM65 122L66 123L68 122V124H66ZM77 122H79V124ZM3 123H4V121L2 119H0V126ZM80 124H82V125L80 126ZM98 124H100V125H98ZM102 124H104V125H102ZM226 124H228V125H226ZM70 125H71V127H70ZM76 126L79 127L80 130ZM106 126L109 127V128H107ZM99 127H100V129H99ZM111 127H113V129ZM230 127H231V129H230ZM82 128H83V130H82ZM97 128H98V130H97ZM228 130H230V131H228ZM44 132H46V133H44ZM92 132H94V133H92ZM53 133H55V134L57 133L59 138L60 137L63 138L64 143H63V141L60 143V145H62V146L56 145L52 141V139L49 137V136H52ZM86 134L88 136H86ZM98 135L99 136L101 135L100 136L101 138ZM241 135H243V136H241ZM85 136H86V138H85ZM94 136H96L97 138L94 137ZM243 137H244V139H243ZM247 137H248L249 140L247 139ZM97 139H99L100 142ZM8 141H10V142H8ZM16 143H18V144L16 145ZM97 143H99V144H97ZM102 144H103V146H102ZM11 145L14 146L13 148H15L13 151H12V146ZM89 145H92V146H89ZM99 145H100V147H99ZM17 146H18V148H17ZM200 147L201 146H199L197 149H194V152L198 150V151H200L199 152L200 155L203 153L202 155L205 156V153L207 154V152L203 149V147H201L202 149ZM248 150H249V152H248ZM198 151L195 152L194 155H196V153L198 154ZM181 153H183V152H181ZM12 154H13V156H12ZM2 155H3V157H2ZM181 159H182V157H181ZM117 161H118V163H117ZM105 162L106 161H103L104 164H106ZM174 163L177 164L178 160L174 161ZM46 165H47V167L50 166L49 163H47ZM256 166L258 168H256ZM65 168H66L65 171L66 170H68V171L65 172V175L63 177H64V179H66L67 183H65V181L62 182L61 180L58 181V179L55 180L52 177L50 178L49 175H46V176H49V177L43 176L42 172L37 167L30 166V165H28V163L25 166L24 165H19V166L15 167V170H13L14 168L13 169H9V168L5 167L4 165L0 164V264H13V262H14V264H18V263L19 264H24V263L25 264L26 263L27 264H134V260L135 259L137 260L138 264H155V263L156 264H158V263L159 264H167V263L168 264H197V263H199V264H213V263L214 264H224V263L225 264H230V262L225 257H215L214 260H204V261H202V260H196L194 257H192L190 255H186V256L182 255V256L179 257L180 260L179 259L175 260L176 258L174 256V251H173L172 248H170L171 245L170 244L168 245L169 241H170V243H174V240H171L169 237H167V236L165 237L163 235V234L166 233V230H167L165 226L158 230L159 231L158 232L159 235L162 234V236L158 235L155 238V241H153V242H151L149 244V247L147 249L144 248V250L142 252H140V253H139V251L138 252L137 251L134 252V254L136 255V258L133 259L132 255L129 254V253L126 254V252L122 253V254H119V255H114L113 253H111V250L106 248V246L108 245L107 243L109 241L106 238L107 235L105 234L106 233L105 231H107L108 229H110V227H112V229L115 230V232H117V234H119L120 236L124 235V237H129V239H130L131 238L130 235H132L133 231L136 228H138V226H139L137 220L133 221L134 219L138 218V214L135 212V210H133L128 205L127 201L124 200V198H120V197L117 198V196L114 195L111 192H107V193H108V196L110 198L109 202H111L112 205H111V203H108L107 201H104L103 202L104 204H103L101 201L95 200L94 198L89 197V196H85L84 194L73 195L71 192L76 191L75 190L76 188L74 186H72V185H69L67 180L70 179L69 176L74 177L75 173L73 171L71 172V166H65ZM176 168L177 167L175 166L174 168H172L173 169L172 171L166 172V169H165L164 171L161 172L162 175L164 176L165 183H167L170 186L172 185V187H176V188L177 187H181V188H183L188 193L197 196L203 203H205V205H207L210 208L209 203H207L205 197L200 193L201 190L199 189V186L198 185H197L198 187L196 186V184H195L196 180H194V178L192 179V177H190L191 179L188 178L189 180H187L186 177H184L182 175H179L177 173L178 171L176 170ZM51 171L55 172L54 170H51ZM55 175H56V173H55ZM19 176H20V178H19ZM42 176H43V178H42ZM89 177L92 178L91 176H89ZM241 177H242V179L238 182L241 185L237 184V189L239 187H241V186L242 187H241V189L239 188L238 191L242 190L243 187L248 189L252 185L256 184V181H260V180H258V178H254L252 176H250L249 178L248 177H244V176H241ZM247 179H250V180H247ZM85 180H87V178L86 179L85 178H83V179L82 178L81 179L80 178L79 179L76 178V181H77L78 184H80L81 182H85ZM154 180L157 181L158 179H154ZM245 180H246V183H245ZM247 181H249V182H247ZM157 182H160V180H158ZM51 184H53V185H51ZM246 184H248L249 186L246 185ZM238 185H239V187H238ZM69 188H71V190ZM141 188L142 187H139L137 185L135 186V189L133 191V197L137 198V197H139L137 195H140V194L142 195L144 192L146 193V194L145 193L143 194L145 198H152V196H154V195H151L152 194L151 190H146L145 188L144 189L143 188L141 189ZM65 190L67 191L66 193H64ZM92 190L96 194L103 193V191H101L99 189H96V188H94ZM195 190H197V191L195 192ZM158 191H160V189H158ZM149 192H150V194H149ZM21 194H22V196H21ZM83 195L85 196V199H84ZM157 195H155L154 197H156L157 198L156 200L158 201V203L160 205H162L161 207H164L163 206V204H164L163 202L164 201L166 202L165 197H161L160 195H159L160 196L159 197ZM115 196H116V198H115ZM31 198H32V201H31ZM28 200H29L30 203L28 202ZM116 200L118 202H116ZM113 202H115V203H113ZM141 204L145 208H148L150 206L149 203L146 202V201H141ZM25 205H26V207H25ZM28 205H30V206H28ZM32 205H34L33 206L34 208L32 207ZM117 205H119V206H117ZM29 207H30V209H32L33 216H32V218L27 219V218L24 217V213H25V210L27 208H29ZM253 209H255V208L252 206L251 208L228 210V211H225L223 213L219 212L217 210H214V211H215L216 214L224 215V216H226V215L227 216H233V215H236V214L237 215H242V216H245V214H246V216H249V214H250L249 212L252 211ZM236 210H237V212H236ZM20 211H21V213H20ZM128 212H130V213H128ZM113 213H115L116 215L113 214ZM230 213L232 215H230ZM127 214L131 215V217L128 218ZM135 216H137V217H135ZM61 217H62V219H61ZM29 220L30 221L33 220V222L32 221L30 222ZM52 222H54V223H52ZM50 223L53 224L52 227H51ZM134 226H136V227H134ZM164 229H165V231H164ZM46 233H47V236H48V234H50V235L47 237ZM101 235H102V239H101ZM62 237H63V239H62ZM163 238L165 239V241H167L166 245H165V243L163 241L164 240ZM167 238H169L170 240L169 239L167 240ZM157 242H159V243H157ZM163 243H164V245H163ZM152 245H154V246L152 247ZM159 246L163 247V248H166V249H163V248L156 249ZM185 247L186 246H184L183 249ZM105 248L107 250H105ZM168 248L171 249V250H169ZM29 253H31V254H29ZM137 253H138V255H137ZM16 254H19V255L17 256ZM168 257L171 258V260L168 259ZM20 258H21V261H20ZM22 259H25L26 261L22 260ZM30 259H32V260L29 261ZM140 260H143L144 262H142ZM23 261H25V262H23Z\"/></svg>",
    "mask_w": 264,
    "mask_h": 264
}]
</instances>
